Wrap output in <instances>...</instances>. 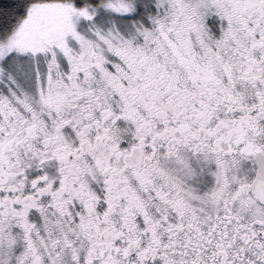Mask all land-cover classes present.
Listing matches in <instances>:
<instances>
[{
    "label": "snow or ice",
    "instance_id": "snow-or-ice-1",
    "mask_svg": "<svg viewBox=\"0 0 264 264\" xmlns=\"http://www.w3.org/2000/svg\"><path fill=\"white\" fill-rule=\"evenodd\" d=\"M0 264H264V0H0Z\"/></svg>",
    "mask_w": 264,
    "mask_h": 264
}]
</instances>
